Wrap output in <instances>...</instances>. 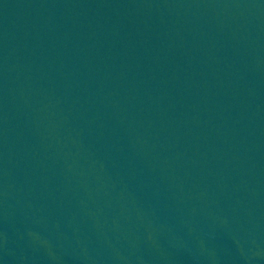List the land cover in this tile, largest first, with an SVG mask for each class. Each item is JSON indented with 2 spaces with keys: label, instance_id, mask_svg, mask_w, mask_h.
<instances>
[{
  "label": "water",
  "instance_id": "water-1",
  "mask_svg": "<svg viewBox=\"0 0 264 264\" xmlns=\"http://www.w3.org/2000/svg\"><path fill=\"white\" fill-rule=\"evenodd\" d=\"M0 264H264V0H0Z\"/></svg>",
  "mask_w": 264,
  "mask_h": 264
}]
</instances>
